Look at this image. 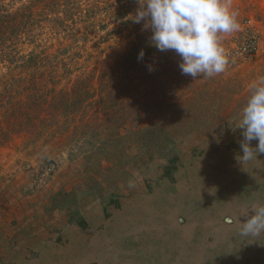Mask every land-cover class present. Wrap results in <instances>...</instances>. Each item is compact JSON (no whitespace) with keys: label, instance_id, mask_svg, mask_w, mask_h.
I'll return each instance as SVG.
<instances>
[{"label":"rangeland","instance_id":"rangeland-1","mask_svg":"<svg viewBox=\"0 0 264 264\" xmlns=\"http://www.w3.org/2000/svg\"><path fill=\"white\" fill-rule=\"evenodd\" d=\"M231 4L252 43L242 49L236 31L221 34L230 61L225 72L243 85L221 119L179 129L152 153L136 155L134 147L96 173L60 142L17 138L0 148V264H41L55 251L52 264H264V234L239 232L254 214L249 209L244 218L246 209L264 205V153L241 163L244 137L235 127L251 85L264 77V0ZM133 31L98 45L92 34L83 70L113 60ZM81 237L85 249L91 246L87 259L63 258Z\"/></svg>","mask_w":264,"mask_h":264},{"label":"trees","instance_id":"trees-1","mask_svg":"<svg viewBox=\"0 0 264 264\" xmlns=\"http://www.w3.org/2000/svg\"><path fill=\"white\" fill-rule=\"evenodd\" d=\"M138 8L139 0H0V71L8 70L0 76V148L17 138L60 142L96 173L134 147L152 153L179 129L221 119L243 91L238 77L182 74V58L159 51L151 29L131 19ZM129 27L136 37L123 51L83 70L92 34L98 45ZM236 33L239 48L251 46L250 35Z\"/></svg>","mask_w":264,"mask_h":264},{"label":"clouds","instance_id":"clouds-1","mask_svg":"<svg viewBox=\"0 0 264 264\" xmlns=\"http://www.w3.org/2000/svg\"><path fill=\"white\" fill-rule=\"evenodd\" d=\"M238 12L231 0H139L133 15L135 23L144 22L150 28L151 43L161 52L172 50L181 59L182 74L195 80L198 76L214 77L225 72L229 57L222 46V35L239 30ZM143 50L138 54L142 59ZM235 127L242 129L243 155L237 157L247 162L264 153V77L251 85V95L243 107ZM258 140L254 149L250 142ZM246 222L240 224L243 237L264 234V205H250ZM229 219V223H231Z\"/></svg>","mask_w":264,"mask_h":264},{"label":"crops","instance_id":"crops-1","mask_svg":"<svg viewBox=\"0 0 264 264\" xmlns=\"http://www.w3.org/2000/svg\"><path fill=\"white\" fill-rule=\"evenodd\" d=\"M83 239H84L83 237L73 239L74 244L67 247L68 250L66 251V252H70V255H66L63 258H68V256L74 257V256H78L80 254V255H82L81 257H83L84 259H87V256H88L87 251L90 250L91 246H89L87 249H85V246L83 244H81V241ZM56 255H57V252L55 251L53 254L50 253L49 255L45 256L44 261H43L44 264H52L55 261L54 257ZM74 258H76V257H74ZM72 260H76V259H72ZM48 261H51V263ZM43 262L41 264H43ZM106 262H108V261L105 260V263Z\"/></svg>","mask_w":264,"mask_h":264},{"label":"bare ground","instance_id":"bare-ground-1","mask_svg":"<svg viewBox=\"0 0 264 264\" xmlns=\"http://www.w3.org/2000/svg\"><path fill=\"white\" fill-rule=\"evenodd\" d=\"M257 181V180H256ZM255 181V182H256ZM260 181V180H259ZM253 183H254V181H253ZM258 183V182H257ZM255 184V183H254ZM254 184H253V186H254ZM230 187V186H229ZM254 193V192H253ZM255 194V193H254ZM262 197V196H261ZM254 198H255V196H254ZM229 204V203H228ZM250 212V211H249ZM249 214H248V212L246 213V215H245V217L244 218H247V216H248ZM239 223V222H238ZM195 227V226H194ZM182 231V230H181ZM186 234V233H185Z\"/></svg>","mask_w":264,"mask_h":264}]
</instances>
